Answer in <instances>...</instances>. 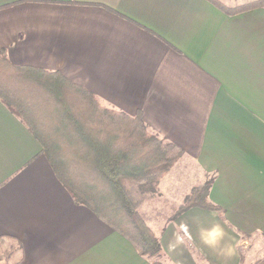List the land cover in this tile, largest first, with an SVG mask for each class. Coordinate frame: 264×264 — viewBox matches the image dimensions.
<instances>
[{"label":"crops","instance_id":"obj_1","mask_svg":"<svg viewBox=\"0 0 264 264\" xmlns=\"http://www.w3.org/2000/svg\"><path fill=\"white\" fill-rule=\"evenodd\" d=\"M237 7L258 0H219ZM0 50L59 72L102 107L142 113L184 155L135 200L167 264H264V9L208 0H0ZM212 180L219 212L191 209ZM170 207V209H168ZM9 264H158L75 203L0 101V247ZM8 264V263H0Z\"/></svg>","mask_w":264,"mask_h":264},{"label":"trees","instance_id":"obj_2","mask_svg":"<svg viewBox=\"0 0 264 264\" xmlns=\"http://www.w3.org/2000/svg\"><path fill=\"white\" fill-rule=\"evenodd\" d=\"M229 16L264 9V0L227 7L208 0ZM0 101L38 140L57 179L75 203L128 239L139 255L161 257L155 232L139 217L128 190L155 194L184 155L151 133L141 112L130 116L102 107L97 98L59 72L12 64L0 50ZM212 180L194 188L176 219L195 208L219 212L209 196ZM241 262L246 254L240 250Z\"/></svg>","mask_w":264,"mask_h":264},{"label":"rangeland","instance_id":"obj_3","mask_svg":"<svg viewBox=\"0 0 264 264\" xmlns=\"http://www.w3.org/2000/svg\"><path fill=\"white\" fill-rule=\"evenodd\" d=\"M128 190H129L131 197L134 201L141 198L142 196L146 197L145 195L141 194L142 192L135 185H129ZM168 209H170V207H168ZM14 252H15V249L9 248V246L8 247H6V246L0 247V263H3V262L8 263V264L12 263L11 261H13V260L8 261L7 258L10 257L12 255V253H14ZM10 259H11V257H10ZM151 259L156 260L158 262V264H167L166 259L164 258L163 255L160 258L159 257H153Z\"/></svg>","mask_w":264,"mask_h":264}]
</instances>
